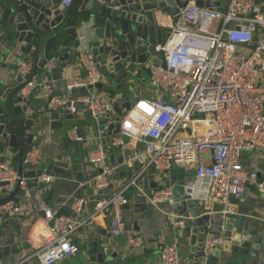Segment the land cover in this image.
Wrapping results in <instances>:
<instances>
[{
    "label": "built area",
    "instance_id": "1",
    "mask_svg": "<svg viewBox=\"0 0 264 264\" xmlns=\"http://www.w3.org/2000/svg\"><path fill=\"white\" fill-rule=\"evenodd\" d=\"M73 3L74 0H60L59 5L67 9ZM263 4V0L259 4L255 0H227L224 12H220L189 1L179 9L176 20L170 14L160 13L161 18L157 14V25L169 31L164 42L156 47L161 52L159 61L151 58L144 64L148 74L146 90L153 93L152 97L130 101L125 96L111 98L106 91L103 95L100 92L104 89L95 85L104 82L106 73L88 50L77 47L76 61L84 73L65 76L66 93L45 100L43 111L82 112L97 123L99 119L107 118L110 122L116 117L115 101L120 104L129 101L130 107L122 108L118 133L109 136L106 150L99 147L87 152L90 169L100 172L84 182L77 181L74 173L69 178L78 189L91 185L95 195L108 188L112 172L118 166L109 163L107 149L123 146L126 140L132 144V152L124 155L123 164L133 168L137 160L146 162L110 197L95 199L92 216L110 212L108 230L112 237L125 232L122 212L129 203L126 192L140 189L138 181L149 167L159 175L169 173L173 166L193 168V178L184 182L185 195L198 200L202 215L219 213L226 220L228 214L238 213L236 201L241 200L249 185L264 196V174L255 170L253 163L242 161L243 152L255 153L252 162L257 161L258 151H264ZM83 37L76 40L80 42ZM58 59L59 55L51 57L47 68L55 69ZM15 72L21 77L19 95L24 100L34 98L40 86L34 61L18 60ZM75 133L76 140H81L77 129L67 131L68 137L75 138ZM47 142V139L34 141L23 152V172L44 168ZM0 156V196L4 195L0 200L18 186L11 199L0 203V223L43 211V216L35 217L26 234L29 253L22 261L34 258L40 264H53L78 255L80 245L74 234L86 223L79 216L88 199L72 194L69 198L72 215L60 213L44 197L35 201L32 195L35 190L28 187L30 179L17 169L19 150L5 149ZM33 180L49 186L53 177L43 172ZM18 192H22L24 204L18 200ZM144 194L162 213L160 204L172 202L171 187ZM179 224L183 226L184 222ZM221 243V235L208 233L203 250L208 254ZM142 244L140 236L127 235V246ZM158 254L159 264H205L204 259L182 255L174 241L162 243Z\"/></svg>",
    "mask_w": 264,
    "mask_h": 264
},
{
    "label": "water",
    "instance_id": "2",
    "mask_svg": "<svg viewBox=\"0 0 264 264\" xmlns=\"http://www.w3.org/2000/svg\"><path fill=\"white\" fill-rule=\"evenodd\" d=\"M189 1L199 7L224 12V7L217 0H90L87 6L80 9L82 18L79 20L78 14L70 13L68 8H60V0H4L1 8L8 17L7 29L11 31V36H8L10 41H7L6 33L4 35L3 29L0 30V152L5 149H19L17 169L30 179V189L42 191L47 187L45 183L33 180L35 175L43 172L53 178H69L70 174L74 173L76 180L80 182L90 180L100 172L95 168L84 171L82 167H77L75 160L58 157V154L55 157L49 155L43 169L23 172L22 156L29 145L34 141L47 139L46 146L49 147L54 135L62 136L68 131L69 125L65 122L72 120L74 123L77 116V113L58 111L47 114L42 109L45 100L50 101L54 96L66 93L65 79H53L54 74L47 68L48 59L40 56L44 53L45 46L52 39H58L62 35L68 37L69 45L57 49L56 52L59 59L55 68L61 73L74 61V55L78 53L76 49L81 45L79 41V44L75 43L73 38L77 27L84 25L88 33V51L95 57L100 69L106 73L107 83L105 80L97 83L95 87L108 91L110 87L111 91L117 88L118 91L125 83L130 84L134 79L137 81L138 75L145 70L146 61L161 54L156 47L164 42L165 31L157 25L156 15L168 13L176 20L179 9ZM255 3L259 4L260 0H255ZM262 9L264 10V4ZM27 57L35 63L37 84L45 88V91H42L45 96L36 100L30 99L32 103L37 101L34 105L23 104L24 99L19 95L21 77L15 72L18 60ZM84 90L85 88H80V91ZM113 105L116 117L110 122L104 118L96 123L103 127L100 138L105 150L107 137L118 133L117 121L123 114L122 108L128 109L130 102L120 104L115 101ZM19 108L21 109L18 110ZM61 136L53 145L59 151L67 152L69 143L61 140ZM121 149V145H114L108 151L109 163L118 166L113 170L111 178L129 175L130 179L135 170L123 164L124 154L119 152ZM138 185L140 189L133 191L131 200L124 208L129 209L132 206V213L146 212L148 218L155 207L148 201L144 192L171 187L172 202L167 201L169 211L164 213L174 216L167 217L157 209L165 224L162 229H152L149 239L151 243L159 242L162 235L169 236L177 243L181 252L186 248L189 254L186 256V252H182L186 257L204 259L205 264H264V218L234 213L228 214V218L223 220L219 213L202 215L198 200L185 195L184 182L172 184L167 178L154 179L145 174L138 181ZM17 190L18 186L10 195L1 199L0 203L11 199ZM102 191L99 190L97 194ZM246 192L247 188L244 189L243 195ZM45 195H49V190L45 191ZM21 196L22 192H18L17 197ZM96 198V195L87 197L89 201ZM37 214L43 216V211H38ZM180 221L184 222L183 226L179 224ZM23 222L24 218L21 216L4 222L13 224L11 233L5 231L3 222L0 223V264H14L15 256L29 249L26 237L21 232ZM52 224L53 221H50V225ZM208 233L221 235L222 243L206 254L203 250V240ZM129 250L130 248H119L108 241L106 230H90L82 245L83 264H135Z\"/></svg>",
    "mask_w": 264,
    "mask_h": 264
},
{
    "label": "crops",
    "instance_id": "3",
    "mask_svg": "<svg viewBox=\"0 0 264 264\" xmlns=\"http://www.w3.org/2000/svg\"><path fill=\"white\" fill-rule=\"evenodd\" d=\"M219 1L222 6L227 5V0H217ZM90 0H74V3L71 5V10L78 13L81 12V8L83 6H87L89 4ZM4 3V0H0V30L3 29L4 35L6 33V40H9V37L11 36V31L7 29L8 26V17L6 13L3 11L2 4ZM164 14V13H163ZM168 14V13H165ZM159 18H161L160 13H158ZM169 18L166 16V20L168 21ZM161 22V21H159ZM163 23V22H162ZM8 32V35H7ZM1 34V32H0ZM9 36V37H8ZM78 36H84L83 40L80 41V44L77 42L76 38ZM88 33H87V27L84 25H79L76 30L74 41L75 43L81 45L82 51H87L89 48L88 45V39H87ZM59 40V41H58ZM69 45V40L66 35L60 36L58 39H52L50 43H48L44 48V53H41L40 56H45L48 60L53 57L57 56L58 54L57 49ZM76 45V44H75ZM25 57V56H24ZM28 58V57H27ZM22 60V59H20ZM153 61H159V56L153 57ZM51 72L54 74L53 79L59 80L61 77L64 79L65 76H73L76 74H83L84 69L79 66V64L76 61V56L74 55V61L70 63L69 66L64 68L61 73L56 68L52 69ZM148 80V74L143 70L138 75V80L136 82L137 87L139 85H143L144 88H146V82ZM15 82H13V85ZM40 90V91H39ZM45 91V88L43 87H37L35 94L37 95L38 92ZM103 90V89H102ZM49 92V91H46ZM118 94V93H117ZM116 94V95H117ZM136 95H143L146 97H152L153 93L143 91L138 92ZM45 96V95H43ZM60 96V95H58ZM124 96V95H123ZM35 103L37 101H34ZM32 103V102H31ZM29 103L30 105H34L35 103ZM40 102H38L39 104ZM69 125L68 131L70 129H77L78 133L81 135V140H76V133L75 138L74 137H68L67 132L63 133L62 136H55L52 138L51 145L46 146L47 149H45V153L49 151V155L51 157H55L59 150L58 148L54 147V143L57 142V138H60L63 141H68L69 148L68 151L65 152V156L68 154H72L71 156L75 158V162L78 164L79 167H82L84 171H90L89 164L87 162V152L89 150H94L99 147H102L101 138H100V132L102 130V126L99 124H96L92 119L87 117L82 112H78L76 116V121L73 123L72 120H69L68 122H65ZM110 138L107 137L106 139V146H109ZM19 150V149H17ZM47 150V151H46ZM109 151V149H107ZM120 153H123L126 156L130 155L132 152V144L126 140L125 144L122 146V149L119 151ZM252 152L246 151L242 154V161L245 163H253V168L260 172V174H264V151H258L257 161H250L255 153L251 155ZM44 154V156L46 155ZM146 162L144 160H137L134 163L133 170L140 171L144 168ZM193 168L185 169L178 166H173L169 173L159 175L156 173L151 167L148 168V170L143 173V176L145 174H149L150 178L154 179H162L167 178L171 181L172 184L174 183H183L186 180L193 178ZM142 176V177H143ZM126 181L129 178V175L126 177L119 178L118 181L110 180V185L108 188L104 189L101 194H96L97 199L101 198H107L110 197L114 192H116L119 188V185L122 183V179H125ZM87 181V179H86ZM162 188V187H160ZM49 190V195H45V191ZM133 191H135L134 188H131L126 192V196L131 200V196ZM98 193V191H97ZM72 194H76L80 197H89L95 195L94 190L92 193L86 194V191L84 188H79L75 184L74 181L71 180V178H53L52 183L47 186L42 191H34L32 193L34 200L38 201L40 198L44 197L46 198V201L51 204L52 206H57V209L60 213L65 215H72V209L70 207L69 198ZM21 203H25L24 199L22 198L18 199ZM237 207H238V213H242L245 216H252L264 218V196L258 194L255 189L249 185L247 187L246 194L242 195V198L240 201H236ZM94 201H89L84 205L82 208V211L80 213V220H85L86 223L80 227L74 235V239L79 243L80 245V253L76 255L75 257H72L68 260H64L61 262H58V264H83V252H82V245L85 240V236L90 230L95 229H101L106 230L107 232V240L110 241L113 245L117 247H125L126 249L130 248L131 258L132 261L135 264H159V254H158V248L162 243H169L173 242L174 240L169 237L162 235L159 242L151 243L149 239L152 236V229H162L164 226V222L162 220V214L157 210L155 207V210L153 211L150 218L147 217L146 212H138V213H132V206L129 207V209L123 208V219H124V230L125 232L117 237H112L108 230V221L111 217L110 212H102L100 214H97L95 216H92V213L94 211ZM160 208L164 212L169 211V205L167 202H163L160 204ZM37 212H31V213H25L22 217L24 218V222L21 223V232L24 237H26V234L28 233L29 228L32 225L33 218L37 217ZM4 223V222H3ZM2 223V224H3ZM5 231L11 233L13 230V224L12 223H4L3 224ZM127 235H133V236H140L143 239V244L141 246L136 247H129L127 246ZM27 251L22 252L21 254L15 256L14 258V264H19L26 262L25 264H40L37 259H30L28 261H22L27 254L29 253ZM181 252V250H180ZM182 252H186V248L182 249ZM181 252L182 255H184ZM186 256L189 254H187ZM185 256V255H184Z\"/></svg>",
    "mask_w": 264,
    "mask_h": 264
},
{
    "label": "rangeland",
    "instance_id": "4",
    "mask_svg": "<svg viewBox=\"0 0 264 264\" xmlns=\"http://www.w3.org/2000/svg\"><path fill=\"white\" fill-rule=\"evenodd\" d=\"M264 1V0H263ZM164 31H165V37L167 36V33H168V31H169V29L168 28H164ZM106 80V81H105ZM104 81H105V83H107V79H105L104 78ZM136 80L134 79V81L132 82V83H130V84H127V83H125L123 86H122V88L120 89V90H118L117 91V88L114 90V91H111V87L109 88V91L110 92H112V93H110L108 90H105L104 89V91L103 92H100V93H102L103 95L105 94V91L106 92H109V97H111V98H118V97H121V96H125L126 97V100H130V101H132V100H134V99H136V98H138V97H142L143 95H136L138 92H143V91H146V88H144V86L143 85H139L138 87H137V84H136ZM40 91V90H39ZM118 93V94H117ZM43 94H44V92H38V94L34 97V100H36L37 98H39V97H41V96H43ZM115 94V95H114ZM117 94V95H116ZM32 101L30 100V99H27V100H24V102H23V104H28V103H31ZM20 106H22V105H20ZM21 108H19L18 110H20ZM3 153H5V152H3ZM65 154V152H62V151H59V153H58V157H67L68 159H70L71 161H74L75 160V158H73L71 155L72 154H68V155H64ZM253 153H251V155H252ZM47 159H49V151L47 152V154L45 155V161L47 160ZM78 168H79V166H77ZM190 179H191V176H190ZM110 180H113V181H118V180H120L119 179V177H112V178H110ZM126 181V179H122V183H124ZM84 190L86 191V194H91L92 193V191H93V188H92V186L91 185H87L85 188H84ZM0 197H4V195H1ZM77 233V232H76ZM76 233L74 234V235H76Z\"/></svg>",
    "mask_w": 264,
    "mask_h": 264
},
{
    "label": "trees",
    "instance_id": "5",
    "mask_svg": "<svg viewBox=\"0 0 264 264\" xmlns=\"http://www.w3.org/2000/svg\"><path fill=\"white\" fill-rule=\"evenodd\" d=\"M71 7V6H70ZM68 8L69 9V11H70V13H72V14H74V13H76V12H74L73 10H71V8ZM76 14H78V19L80 20L81 18H82V14L80 13V12H78V13H76ZM59 41V40H58Z\"/></svg>",
    "mask_w": 264,
    "mask_h": 264
}]
</instances>
